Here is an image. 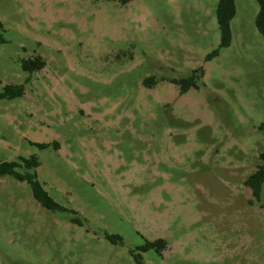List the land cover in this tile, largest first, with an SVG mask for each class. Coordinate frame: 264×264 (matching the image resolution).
Returning <instances> with one entry per match:
<instances>
[{"label": "rangeland", "instance_id": "obj_1", "mask_svg": "<svg viewBox=\"0 0 264 264\" xmlns=\"http://www.w3.org/2000/svg\"><path fill=\"white\" fill-rule=\"evenodd\" d=\"M218 1L0 0V93L24 86L0 100V161L37 156L67 210L0 176V264H264L259 6L234 0L221 47Z\"/></svg>", "mask_w": 264, "mask_h": 264}, {"label": "trees", "instance_id": "obj_2", "mask_svg": "<svg viewBox=\"0 0 264 264\" xmlns=\"http://www.w3.org/2000/svg\"><path fill=\"white\" fill-rule=\"evenodd\" d=\"M121 5L128 3L131 0H111ZM259 6L258 13L255 18V27L258 33L264 38V0H256ZM235 14L234 0H219L216 7V21L221 38V47H226L230 43L231 34L229 23ZM216 53H213V55ZM45 66V61L41 56H35L23 60L21 68L23 71L32 73L38 71ZM197 71L191 75L172 79L171 82L180 87L181 92H186L190 87H195V77ZM156 83L154 77H149L145 80V84L152 86ZM24 86L6 85L3 92L0 93L1 99H13L22 95ZM259 129L264 131V122L260 124ZM40 149H44L47 145L37 144ZM261 163L256 170L250 174L244 181L245 186L251 190V195L255 201L260 200L262 184L264 183V152L260 154ZM39 166L37 156L32 155L28 158L19 157L14 161H0V176H10L17 181L26 182L31 190L33 198L45 209L50 211H67L63 206L56 203L43 188L42 184L37 179L36 168ZM165 244L164 240L158 239L154 242L147 243V247H154L156 250L162 248Z\"/></svg>", "mask_w": 264, "mask_h": 264}]
</instances>
